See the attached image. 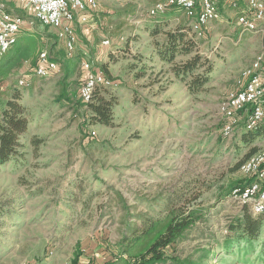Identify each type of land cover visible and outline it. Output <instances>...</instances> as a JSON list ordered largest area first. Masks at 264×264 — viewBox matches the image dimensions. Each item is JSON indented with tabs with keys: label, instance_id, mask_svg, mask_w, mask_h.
Here are the masks:
<instances>
[{
	"label": "rangeland",
	"instance_id": "1",
	"mask_svg": "<svg viewBox=\"0 0 264 264\" xmlns=\"http://www.w3.org/2000/svg\"><path fill=\"white\" fill-rule=\"evenodd\" d=\"M159 1L98 0L99 9L76 25L72 55L81 62L66 82L61 65L66 50L55 30L36 21L29 28L40 50L56 58L61 69L35 76L23 87L16 81L35 72L26 62L5 81L21 91L30 127L21 137L25 158L0 164V205L7 207L0 216V264H74L77 253V264L115 261L124 229L136 221L130 214L155 215L169 192L199 193L205 216L168 253L201 264H264L259 249L252 252L244 243L224 248L229 224L245 204L230 195L220 198L231 181L243 177L238 164L249 150L242 146V124L223 136L221 103L241 87L243 70L264 53V19L256 31L242 32L237 17L246 0L237 6L221 0V18L210 22L205 37L194 38L189 31L214 64L212 79L192 94L160 61L145 29ZM177 19L191 27L183 11ZM105 39L110 44H103ZM123 48L148 60L136 62L122 52L113 56ZM83 60L95 69L108 66L116 78L118 85L110 87L119 99L112 126L88 122L91 113L80 96ZM66 83L69 100L62 98ZM3 96L0 84V105ZM34 138L41 142L34 144ZM252 143L264 149V137Z\"/></svg>",
	"mask_w": 264,
	"mask_h": 264
},
{
	"label": "trees",
	"instance_id": "2",
	"mask_svg": "<svg viewBox=\"0 0 264 264\" xmlns=\"http://www.w3.org/2000/svg\"><path fill=\"white\" fill-rule=\"evenodd\" d=\"M240 2L241 0H238V3ZM5 7L11 12H13L12 9L23 12L11 4L10 6L6 4ZM178 10L182 11L180 7L172 6L164 12L150 15L151 20L145 23V29L149 31L150 36L154 39V52L159 56L160 61L168 64L173 76L185 82L189 92L194 94L203 90L205 84L212 79L214 64L208 58V55L200 51L199 42L194 39L196 37L195 34L192 33L194 38L189 37V31H192V26L188 27L186 23L178 21ZM172 20H177L174 27L164 31V26ZM29 28L31 27L24 28L23 30H29L27 34L22 36L20 33L14 46L0 56V84L1 92L4 95L0 105V164L25 158L24 144L21 142V137L29 131L30 117L27 113L26 105L22 103L21 91L19 89H9L5 81L26 62H30L35 69L37 58L42 51L35 35L31 33ZM162 31L165 32V35L159 38L158 35ZM55 36L58 39L56 34ZM121 52L124 58L132 59L136 62L148 60L145 54L127 52L124 48L123 51H115L112 54L113 56H118V53L120 54ZM65 55L67 59L61 64L64 69V82L76 72V67L81 62L79 57L69 54L67 50ZM177 55L187 56V59L176 61ZM49 56L51 60H57L51 55ZM56 62L58 63V61ZM61 65L58 63L59 70ZM101 70L104 72L108 83L97 84L92 92L91 99L88 102H84L83 105L91 113L89 116L87 115L88 122L112 126L115 122L114 112L119 105V99L118 95L110 87L118 85V83L116 78H113L108 66H104ZM32 75L23 77L21 86H30L32 79L35 76H39L36 72ZM20 79L22 78L16 81L17 84H19ZM69 87V83L64 84L62 98L70 99ZM77 88L79 89V86ZM223 123L224 121H222V126ZM240 124H242L241 133L243 134L241 139L242 146L249 147V150L239 162V168L245 160L262 150L252 143L253 140L264 137V124H259L251 129L247 128L244 121ZM223 136L226 137L224 134ZM33 142L37 144L41 142V139L34 138ZM242 174V178L229 183L225 191L221 193V199L231 195L234 188L245 186L254 181V177ZM200 196L199 193H195L193 197H187L184 193L173 194V192H169L166 196H163L166 197L164 208L155 215L130 214V216H136V221L124 229L122 239L118 244L117 259L106 264H166L169 261L173 264H201L191 259L175 258L167 251L170 245L184 239L187 232L204 218L205 208L199 201ZM159 199L162 200L163 198ZM86 205H88V202H86ZM6 212L7 207L0 205V216ZM1 224L0 221V227ZM263 227L264 212L254 213L251 207L245 204L241 215L229 224V231L224 239V248L229 250L234 243L238 246L244 243L252 252L259 249L258 259L264 261V237L261 236ZM78 259L79 253L73 260L74 264H77Z\"/></svg>",
	"mask_w": 264,
	"mask_h": 264
},
{
	"label": "built area",
	"instance_id": "3",
	"mask_svg": "<svg viewBox=\"0 0 264 264\" xmlns=\"http://www.w3.org/2000/svg\"><path fill=\"white\" fill-rule=\"evenodd\" d=\"M32 20H27L20 14L6 9L4 0H0V56L11 49L17 42L19 34L34 22L55 29L58 39L63 42L69 54L75 50L78 43L77 23H85L89 13L99 9L98 0H18ZM225 3L237 6L238 0H224ZM246 10L237 17V25L242 32L256 31L264 19V1L246 0ZM221 0H160L151 9L150 15L164 12L172 6L180 7L191 19L192 33L196 37L206 36L212 20L220 19ZM103 44H110L105 39ZM264 53L258 54L252 63L243 70V83L240 88L231 92L221 103L223 117L222 132L231 136L239 123L244 121L251 129L264 124ZM85 71L80 96L84 102L91 99L97 84L108 83L101 69H95L87 61H82ZM58 70V63L50 59L48 52L42 51L35 65L39 76H48ZM23 84V78L19 85ZM240 170L254 181L245 186L236 187L231 198L251 207L254 213L264 212V149L245 160Z\"/></svg>",
	"mask_w": 264,
	"mask_h": 264
},
{
	"label": "crops",
	"instance_id": "4",
	"mask_svg": "<svg viewBox=\"0 0 264 264\" xmlns=\"http://www.w3.org/2000/svg\"><path fill=\"white\" fill-rule=\"evenodd\" d=\"M4 4L6 5H8V6H10V4L11 5H13L15 8H17V9H21L24 13H26V14H28L27 13V11H25L24 9H23V7L21 6V4L19 3V1L18 0H4ZM13 10V12H15L14 10L15 9H12ZM178 11H180V10H178ZM183 11V10H182ZM29 15V14H28ZM31 16V15H30ZM55 30V29H54ZM162 62V61H161Z\"/></svg>",
	"mask_w": 264,
	"mask_h": 264
}]
</instances>
